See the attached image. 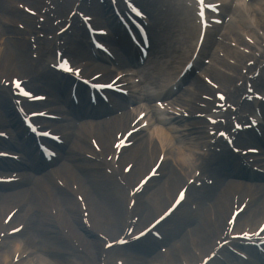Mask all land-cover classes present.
<instances>
[{"label": "bare ground", "instance_id": "bare-ground-1", "mask_svg": "<svg viewBox=\"0 0 264 264\" xmlns=\"http://www.w3.org/2000/svg\"><path fill=\"white\" fill-rule=\"evenodd\" d=\"M26 1L28 2V4H33L35 0ZM11 2H16V0H12ZM10 3L8 2V0H4L2 6V11L4 15L7 17L10 16L12 18L22 19L24 23H29L27 30L33 31V19L26 15H23L18 10L10 8ZM254 8L255 13L250 16L254 20L253 27L254 29L264 28V0H255ZM98 10L99 9L96 8V11ZM238 26L244 29L252 28V26L250 25L246 26L243 23L242 18H239ZM2 32L3 23L0 22V36L2 35ZM177 33L180 36L178 38H173L170 35H164V32L159 34V36L161 37L158 38V42H160L164 46L160 51H157L156 54H160L161 57H159V61L155 66V76L145 74L143 75L145 78V82L158 86L159 88H164L166 85H168V83H171L177 76L180 67L185 63V58L188 59L193 47H189L190 42L188 39L193 37V35L191 36V31L186 25H184L183 23H178ZM229 34L235 35L234 30L232 28L229 29ZM15 35L18 36V39L20 41L13 37L8 42H6V45L8 43V45L11 46V50H9L7 54L5 53L4 49L5 43L3 44L2 42L4 41L0 38V73L4 77H6L8 73H11L13 71L15 72V69H18V65L16 64L24 65L23 67L26 68V64L28 61L25 54L17 55L14 53L16 51V48L19 46L24 49L26 43L21 38L19 32H15ZM116 47L117 49L120 48L119 54L123 58L127 54L130 59L133 58L132 50H128L124 42H122L121 44H117ZM117 49L115 48L116 54H118ZM187 49L189 50L187 51ZM12 50L13 52H11ZM153 53L154 52H152V54ZM232 53L234 55L238 54L235 51H232ZM173 54L179 55L178 58L174 59V62L176 61L175 67L172 66L174 62H170L173 59ZM43 56L46 57V61H49L52 58L51 53H44ZM14 60H17V62H14ZM98 70H100L101 72H106L105 77H108L112 74V70L106 65L99 68ZM208 71L218 81H227V84L230 82L229 79L219 75L213 70L208 69ZM30 76H32V83H30L31 85L36 83L37 80L38 83H40V81L42 80L44 84L50 87V91H53L56 95L60 94L61 101H64L65 104H68L72 112L75 113L77 116L88 114L89 111L93 109L89 105L88 96H85V94L87 95V92L78 89L77 92L80 97L81 103L78 108H75L71 106V104L68 102L69 98L65 99L67 87L66 84H64L63 82L57 83L53 78L54 76H52L51 74L44 75L43 77L38 76L36 78L33 74H31ZM185 97L186 99H182L181 97L179 100H175V102L177 104L181 103L184 106L193 109L190 100L196 98L190 93H187ZM58 100H60V98H58ZM0 109L3 110V114L0 113V124L3 125L2 127L6 128L7 126L17 132V137L14 142L12 140L8 142L0 140V146H4L7 149H21L26 153L25 156L29 154L35 157V159H37L36 150L33 149L32 145L29 144V142L20 140V136L22 135L21 129H15L18 120L14 116V112L10 107L8 101L1 95V93ZM190 112L194 114L193 110H190ZM150 113L151 114L148 117L150 120V126H148L145 130V132L148 133V136L136 146L135 150L133 151L132 155L128 158V160L130 162L135 161L134 166L137 168L139 167L140 169H138L142 170V168L149 166L148 158L145 156L144 152L152 153L155 156L153 157L154 160H156L160 153L159 148L169 149L168 158L171 157L173 159L174 168H169L167 165V161L166 163L165 161L163 162L161 168H163L164 166V176L161 180L155 182L152 185V189L154 190V192L147 200L143 199L144 203L140 205L139 210L143 221L148 220L152 215H154L152 213L156 209V205L154 204L155 202L164 203L167 200L168 202L170 201L172 190L178 187L181 181L184 180L187 168L193 169L194 167H198L196 169H199L202 167L204 168L205 175L210 174L216 178L215 186L213 188H210L211 190H208L207 193H202V195L194 191L192 192V194L196 195V198H194V200H198L199 202L201 201V205L204 208L203 216L198 218L197 215L190 212L182 214L178 220V223L176 224L177 228L175 232H170L166 234V239L173 243V248H178L185 252V261L187 262V264H193L197 260L195 257V251L194 253H192V250L187 244L190 242L192 244L195 243V246H199V248L203 252L202 254H200L201 257L207 254L210 250H212L215 240L219 235L222 234L226 225L225 219L227 218V214L225 218H222V214L227 210H229V213L232 211L233 199L236 195H238L240 201H243L245 199V197L241 199V192L237 191L238 189L244 187L243 191L250 192L251 195H248L250 197L249 205L247 206V210H245V214L243 213L244 216L242 214L238 218L236 229L240 232L242 229H244L246 225H249L253 229L259 225V223L264 219V184L256 183L252 186H246L244 185L246 184L244 182L243 184L232 180L235 177L244 179L253 177V175H248L244 168L240 169L237 165L235 167L237 161L233 155H231L233 158H229V160H226L228 159V156L225 155V152L223 153L224 156L220 158L217 155H214L215 157L210 160L213 161V163H208L202 160L199 157V153H201L203 148L207 147L208 141L203 134L192 128L196 126L195 124L197 123H184L183 121L180 122V120H175L171 123H165L161 121L162 119H159L162 114L155 113V111H150ZM127 123L128 119H125L122 121H115L113 124H104L101 126V124H94L91 121H84L80 129L72 131V134L67 136L68 140L71 142L73 147L70 151L67 152L66 164L60 168L58 167L57 172H55L58 174V176H62L61 178L65 182L67 188H69V182L71 180L79 184L81 192L85 194L86 197H88V202L91 203L92 213L95 217V220L102 222L104 224L105 229L111 234L119 232L126 226V193L119 187H117V185L112 180L108 179V177L105 176L104 173L102 175L101 172H91L92 167L99 166H93L90 162L87 161H85L86 165H83L81 163L82 160H79L76 154H79L80 156L82 152H86L87 150L93 151L92 148L88 149V147H86L84 143L86 137L88 138L90 135L97 136L98 138H100V140H102V143H99L100 146L102 147L103 145V148L106 150V152L110 151V154L112 151L109 139H112L113 137L115 139V136H111V133H114V130H117L119 132L123 129V127H125ZM170 140L176 141L177 144L182 145L181 149L178 151L170 149ZM240 143H248L260 146L259 143L261 142L257 138H250L248 141L240 139ZM126 157L128 156L126 155ZM124 161H126V158H124V155H122L120 158V162L122 163ZM104 163L107 168L111 169V163H107L106 161H104ZM72 165L75 168H73ZM35 166L36 164L33 162L30 167L32 170H35ZM142 171L143 174L144 172L146 174L145 170ZM32 178H26L25 180H23L22 183L15 184L20 185V191L8 195H0L2 201L0 204V230L2 228L1 222L5 218V216L11 210L17 207L20 203H25L26 200L30 199L32 202L31 207L33 208V210H35V215H33L35 217L32 220H38V224L35 228V231H37L40 236L39 238L32 239V241H22L24 239V236L22 235L26 230V227H24L22 233H20L19 235L7 238L5 241L2 242V244H0V249L5 248L8 255H2L0 250V264H5L7 260L10 259L9 257H12L14 251L16 250L21 249L22 251H29L28 246H31L32 243L35 244L34 248L37 250V252L41 253V256H44L43 253L45 252V250H54L58 252L57 256L45 257L49 259L52 264H89L82 254H76L74 249L70 247L66 239L67 237L65 238L62 234L60 237L55 233V229L51 226V224H54V226L56 227L60 226L59 224L57 226V222L55 221H59L62 225H68L72 233L78 236L80 241L85 244L88 249L93 251L95 257H98V254L101 255L100 250L102 247V242L96 239L93 235H87L86 238H84L80 234V232L84 231L83 228L79 226L80 222H78L77 218V216L79 215L78 204H76L74 201V203H72L70 196H62L60 194L62 193V191H60L61 189L59 190L53 187L51 182L53 179L51 178V175L42 176L37 180H34ZM30 182H33V184H31ZM44 189H46L45 191H48V196L49 194L56 195V200L54 201V204L58 205L57 219L53 218L51 215V203L47 199V194H42V191L44 192ZM177 191L178 189L175 191V193ZM231 192H233V196L230 198L229 196H231ZM79 194L81 193L79 192ZM16 201H18V204L15 207L11 208L12 203ZM41 211H44V217L41 216ZM48 213H50V215ZM27 216L28 215H26V213H24L23 216H21V214L15 215L11 220L9 228L15 227L13 224L18 223L19 220L27 218ZM247 219H252V221L247 222ZM139 221L141 220L139 219ZM207 222L212 224L213 227L211 230L207 228ZM215 226L218 227L214 228ZM2 232H4V230H2ZM16 239L17 242H20L22 244H18L16 242ZM134 249L138 252L143 253L144 256L150 258L149 264H163L164 256H162L161 254L156 255V250L151 246L138 245L135 246ZM65 252L69 254H67V257H64ZM41 256L40 260L38 259L39 256H37L36 258H33V256H31L29 259H26L20 264H48L47 262L42 261L43 257ZM252 258L257 259L255 253L252 255ZM172 261L173 264H178L175 259H172ZM239 262L240 264H246L241 261ZM212 264L217 263L214 262Z\"/></svg>", "mask_w": 264, "mask_h": 264}, {"label": "rangeland", "instance_id": "rangeland-1", "mask_svg": "<svg viewBox=\"0 0 264 264\" xmlns=\"http://www.w3.org/2000/svg\"><path fill=\"white\" fill-rule=\"evenodd\" d=\"M17 1H19V2H24V3H27L26 2V0H17ZM14 31H9V30H7V32L6 33H4L5 35L3 36V34L1 35V39L4 41V42H2L3 44L5 43V46H4V49H5V53L7 54V52L9 51V50H11V46L10 45H8V43H7V45H6V42H8L7 40H8V38L9 37H11V35H13L14 36ZM20 35L23 37H25V35H24V33H20ZM156 47H157V49L160 51L162 48H163V45H161V44H157L156 43ZM13 51V50H12ZM23 57H25V56H23ZM28 59H29V56L27 57ZM158 60H157V56L156 55H154L152 58H151V61H150V63H149V70H152L153 71V67L155 66V63L157 62ZM175 65V64H174ZM173 65V66H174ZM28 69H26V71H27ZM33 72L35 71V70H32ZM108 80V79H107ZM148 136V133L147 134H145L144 135V137L146 138ZM143 137V138H144ZM86 140H87V137H86ZM86 147H87V145H85ZM71 149H72V147H71ZM70 149V150H71ZM69 150V151H70ZM144 154H145V152H144ZM76 156H77V158L80 160H82L81 161V163L83 164V165H86V163H85V161L83 160V158H82V156H79V154H76ZM79 156V157H78ZM80 162V161H79ZM66 164V161L64 160V162H63V165H65ZM88 164V163H87ZM167 165H168V167L169 168H174V163H173V160L172 159H170L168 162H167ZM73 166V165H72ZM73 168H75L74 166H73ZM147 169V168H146ZM165 169L163 168L162 170H161V173L162 174H164L165 173V171H164ZM138 169H135V174H137L138 173ZM102 174V173H101ZM103 175V174H102ZM101 175V176H102ZM162 178H160V179H158L157 181H155V182H158L159 180H161ZM68 181H70V180H68ZM73 182V181H72ZM155 182H153V183H155ZM70 183L71 182H69V185H70ZM183 183H184V180H182L181 181V183H180V185L178 186V187H176V188H174L173 190H172V194H175V191L177 190V189H179L180 187H182V185H183ZM53 186H54V184H53ZM152 191V190H151ZM62 196H64V197H67L68 196V194H66L65 192H63L62 191ZM70 200V199H69ZM1 202L2 201H0V204H1ZM71 202L72 203H74L73 202V200L71 199ZM18 204V201H16V202H14V203H12V205H11V208H13V207H15L16 205ZM43 212L44 211H41V216L42 217H44L45 215L43 214ZM35 216H33V218H34ZM200 217V216H199ZM225 218L226 217V212H224L223 214H222V218ZM152 218H153V216H152ZM222 218H221V220H222ZM35 220V219H34ZM79 220V219H78ZM35 222H37L38 223V220H35L34 222H33V224L35 223ZM206 225H207V228H209V230H211V223H209V222H207L206 223ZM51 226L55 229V233L57 234V235H59L60 237H61V234H62V232H61V230L58 228V227H56V226H54V224H51ZM29 232H31V234L30 235H27L28 236V239H30V238H39V236H40V234L37 232V231H35V229H34V227H32L31 228V230L29 231ZM35 232V233H34ZM208 234V233H207ZM17 241V240H16ZM29 241H32V240H29ZM188 246H189V248H190V242L187 244ZM47 247H49V246H47ZM1 250V254L3 255L4 253H6L5 251V248L4 249H0ZM173 251V253H174V250H172ZM41 254V253H40ZM40 254H37V255H39V257H38V259L40 260ZM41 257H43V259H42V261H44V262H47L48 264H52V262L49 260V259H47V258H45L46 256L44 255V256H41Z\"/></svg>", "mask_w": 264, "mask_h": 264}, {"label": "snow or ice", "instance_id": "snow-or-ice-1", "mask_svg": "<svg viewBox=\"0 0 264 264\" xmlns=\"http://www.w3.org/2000/svg\"><path fill=\"white\" fill-rule=\"evenodd\" d=\"M199 3L203 6V5L205 4V0H199ZM210 7H211V6H210ZM211 10H212V11H216L215 8H211ZM133 11H136V9L134 8ZM139 14H140V12L137 11V15H139ZM200 15L203 16V15H204V12H201ZM217 22H219V21H217ZM63 70H64V71H71V69L68 68L67 65H65V67H64ZM14 83H15V88L18 89V90H20V94H21V95H23V96H25V97H30V93H29V92H27V91H23V90H22L20 82L17 81V82H14ZM220 99H223V97H220ZM141 118H143V117H141ZM213 123H215V122L213 121ZM33 130L35 131V129H33ZM45 135H48V134L45 133ZM129 135H131V133H129ZM220 135L223 136L224 133H220ZM115 146L119 148V147H127L128 145H127V144H119V143H118V144H116ZM161 159H162V158H161ZM152 175H155V172H153ZM146 182H147V181H144V183H146ZM137 190H139V189H137ZM183 199H184V193L181 192V193L179 194V199L176 201V203L179 205V203H180L181 201H183ZM173 211H175V209H173ZM169 215H171V213H169ZM14 231H18V230H14ZM260 231H261V233H264V227H261ZM147 234H149V233H141L142 236H143V235H147ZM243 238H244V239H250V237H248V236H244ZM137 239H138V238H137ZM120 243H121V244H124L125 241L121 240Z\"/></svg>", "mask_w": 264, "mask_h": 264}]
</instances>
